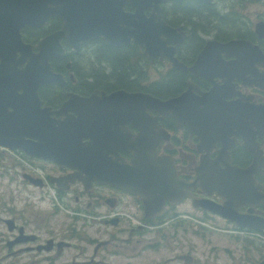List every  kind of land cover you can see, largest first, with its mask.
I'll return each instance as SVG.
<instances>
[{
    "label": "flooded vegetation",
    "instance_id": "flooded-vegetation-1",
    "mask_svg": "<svg viewBox=\"0 0 264 264\" xmlns=\"http://www.w3.org/2000/svg\"><path fill=\"white\" fill-rule=\"evenodd\" d=\"M254 1L0 0V63L34 69L26 90L38 102L25 103L21 114L36 124L28 125L24 137L54 140V150L67 155L72 152L68 143L72 138L79 144L91 138L102 141L98 134L78 129L98 131L99 113L89 108L109 103L83 98L93 94L99 98L118 89L159 97L150 89L171 86L174 79L180 86L173 96L187 89L201 95L213 88L221 95L233 125L229 137L201 144L170 112L149 103L123 101L113 112L120 126L118 144L123 147L111 157L132 164L138 156H149L146 162L139 160V166L156 169L166 163L175 179L187 182L194 180L201 155L214 160L224 146L231 165L247 167L253 156L243 142L250 133L249 109L255 106L259 127L253 130L264 163V3L251 5ZM121 8L138 11L147 21L141 27L148 29L149 37L142 45L133 38L112 43L97 30L84 38L73 33L82 25L98 29L101 13ZM232 41L222 50L221 44ZM208 42L213 43L211 51L201 59ZM146 43L156 46L153 59L144 53ZM161 46L164 49L157 48ZM168 46L175 47L173 56L184 68L172 64ZM196 60L201 61L195 65L198 73L190 69ZM155 69L159 76L148 80ZM137 84L144 88H136ZM23 91L19 87L15 92ZM153 118L158 123L155 132L144 129ZM89 153L103 155L99 149L82 155ZM0 166L7 188L20 189L19 196L10 191L0 199V264H264V202L256 195L264 194V164L253 174L255 183H245L251 188L239 187L231 174L224 185L211 189L197 182L180 199L165 198L160 206L152 200L148 207L141 194L106 182L101 167L98 174L91 173L87 167H71L6 146H0ZM219 166L233 173L221 161ZM147 175L154 177L151 172ZM150 185L147 181L139 186ZM153 194L159 199L158 190ZM232 200L233 206L228 205ZM197 201L220 207L225 214ZM235 215L241 221L252 215L263 226L240 225L230 218ZM217 234L233 237L242 248L218 249L213 239Z\"/></svg>",
    "mask_w": 264,
    "mask_h": 264
},
{
    "label": "water",
    "instance_id": "water-1",
    "mask_svg": "<svg viewBox=\"0 0 264 264\" xmlns=\"http://www.w3.org/2000/svg\"><path fill=\"white\" fill-rule=\"evenodd\" d=\"M93 15H95V13H93ZM99 21L100 25L98 29H91L86 27V25H82L79 28L74 27L73 33H75L78 38H84L92 36V34L87 32L97 30L100 35L107 37L112 43L116 44L128 42L133 38L142 45V42L146 41L145 36L149 37L148 29L141 27L147 21L141 19L138 11L129 13L123 11L122 8L120 12L104 11L100 14ZM234 41L236 42V40ZM234 41L221 44L222 50H225L227 46L235 43ZM211 45H213L212 42L206 44L204 50H202L201 59L205 58V56L210 53ZM154 48H156L155 44H145L144 53L150 59L154 58L151 57V54L157 52L154 51ZM157 48L164 49L162 46ZM174 48L175 47L171 48L168 46L167 51L170 53L169 56L172 60V64L184 68V64L177 62V59L173 56ZM199 62L201 61L196 60L194 65L190 66V69L195 73H198L195 69V65ZM33 74L34 69L32 66H27L24 69H16L14 65L11 66L7 61L0 63V145L9 148H21L28 154L34 156L42 155L59 162H67L71 167L79 169L87 167L91 173L94 171L98 174V168L101 167L106 182L119 185L130 192L141 194L146 207L152 204V200L158 201V206H160L165 198L170 200L180 199L185 196L188 189L193 187L197 182L208 185L211 189L222 184L224 185L231 180L229 179L231 174H234V177H236L234 180L240 183L238 185L239 187L251 188L249 184V186H246L245 183H255L253 174L259 172L261 166L264 164L263 157L262 159L260 158L259 149L256 147L255 131L253 130L254 126L259 127L258 108L255 106L254 109H249L248 127L250 133L248 137L245 135L246 140L243 142V145L248 148L253 156L252 162L247 167L240 168L236 165H231L230 157L224 146L221 156H218L214 160H208L206 156L201 155L194 180L187 182L182 179H175L173 168L170 165L168 168L166 163L162 162L161 168L156 169H150L145 165L139 166L138 161L143 160L146 162L149 156L142 157L137 155L136 162L134 161L132 164L123 163V161L119 162L117 157L113 158L110 156L111 154L117 156V150L123 147L118 144L117 134L120 126L115 124L113 112L119 108L116 104L129 100L137 103H149L152 107H156L158 111L170 112L175 117L179 126H184L186 129L190 130L191 133H195L196 136L200 138L199 142L201 144L205 142L212 143L214 140L224 142L233 130V125H229L228 103L226 104V102L221 99V95L217 93L214 88L207 92H202L201 95H196L187 89L177 94L175 97L166 100L148 92L136 91L127 93L121 89L115 90L109 94L102 93L99 98L95 94L91 95L89 98H83V102L99 99L100 102L109 103L106 105H93L89 108L90 112H92L94 110L93 107H95L99 113L96 120L101 128L98 131L89 130L87 133L83 129H78V132L82 134H98L102 141L91 138V140L85 144H79L72 138L68 141L69 150L72 152L65 155L54 150L52 147V144L55 143L54 140L50 143L49 140H32L24 137L25 134H28V125L36 124V121H30L21 114V111L26 108L24 106L25 103L38 102V98H36L35 95H33V99L30 98L26 90V85L31 80ZM19 87H23L24 91L17 94L15 91ZM8 105L13 106L12 110H8ZM63 110L65 109L63 108ZM83 124L84 122L80 123L82 126ZM156 126H158L157 120L153 118L151 122L145 123L144 129L147 128L154 131L153 129ZM29 134L36 136L33 133ZM135 143H139V139H137ZM49 144H51V147ZM152 148L155 150L154 147ZM97 149L103 151L102 156H96V153L82 155L85 150ZM136 151L138 154L139 148ZM120 159L122 158L120 157ZM220 161L225 166H228L233 173L225 168L221 170L219 166ZM149 172H151L154 177L148 178L147 174ZM241 174H247L249 178H237ZM147 181L152 182L150 187L139 186L140 182ZM157 182L160 183V187L157 185ZM156 190L160 192V200L153 194ZM258 200L264 202V194H259ZM197 203L225 214L220 207L215 208L202 201H197ZM228 205L233 206V200L229 202ZM245 216L246 215H244V218ZM250 216L252 217V215ZM251 217L247 215L246 218L241 221L239 220L240 216H230L231 219L235 220L240 225H248L249 227L255 228H261L263 226L262 223L256 224V220H252Z\"/></svg>",
    "mask_w": 264,
    "mask_h": 264
},
{
    "label": "rangeland",
    "instance_id": "rangeland-1",
    "mask_svg": "<svg viewBox=\"0 0 264 264\" xmlns=\"http://www.w3.org/2000/svg\"><path fill=\"white\" fill-rule=\"evenodd\" d=\"M262 3H264V0H257V1H254V3H251V5H263ZM84 61H86V59L81 57V62H84ZM123 70H125V72H128L129 68L127 66H123ZM158 76H159V74H158V71L156 70V72H153V74L152 73L149 74L148 80H154V79L156 80ZM16 159L21 161L20 158H16ZM5 163H7L9 165V161L5 160ZM0 170H1V166H0ZM10 191H12L14 194L17 193L18 196L20 194V189H18V190L8 189L7 185H6V177L0 176V199L4 198L6 196V194ZM213 239H214L218 249H225L224 248L225 246H226V249H241L242 248L240 242L238 243V242L234 241L233 237H232V240H230L228 238H225L223 236V234L222 235L217 234V235L213 236Z\"/></svg>",
    "mask_w": 264,
    "mask_h": 264
},
{
    "label": "trees",
    "instance_id": "trees-1",
    "mask_svg": "<svg viewBox=\"0 0 264 264\" xmlns=\"http://www.w3.org/2000/svg\"><path fill=\"white\" fill-rule=\"evenodd\" d=\"M139 79V78H138ZM173 84L171 86L167 85L165 86V88L162 89H158L154 86L153 89H150L151 91H153L152 93L158 94L160 98H165V97H169V96H173L177 93V90L179 89L178 87L180 86V81L179 80H172ZM154 84V82H153ZM136 88H144V85H140L137 84Z\"/></svg>",
    "mask_w": 264,
    "mask_h": 264
},
{
    "label": "bare ground",
    "instance_id": "bare-ground-1",
    "mask_svg": "<svg viewBox=\"0 0 264 264\" xmlns=\"http://www.w3.org/2000/svg\"><path fill=\"white\" fill-rule=\"evenodd\" d=\"M172 97H175V96H172ZM172 97H169V98H172ZM169 98H166V99H169ZM162 99V98H161ZM166 99H163V100H166ZM256 195H259L258 193Z\"/></svg>",
    "mask_w": 264,
    "mask_h": 264
}]
</instances>
